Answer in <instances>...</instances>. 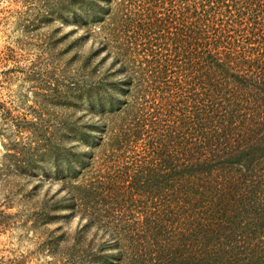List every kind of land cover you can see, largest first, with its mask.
<instances>
[{
  "label": "trees",
  "instance_id": "obj_1",
  "mask_svg": "<svg viewBox=\"0 0 264 264\" xmlns=\"http://www.w3.org/2000/svg\"><path fill=\"white\" fill-rule=\"evenodd\" d=\"M66 7L77 50L97 44L79 67L103 58L75 85L88 120L59 126L46 179L65 197L42 214L102 231L89 264H264V0Z\"/></svg>",
  "mask_w": 264,
  "mask_h": 264
},
{
  "label": "rangeland",
  "instance_id": "obj_2",
  "mask_svg": "<svg viewBox=\"0 0 264 264\" xmlns=\"http://www.w3.org/2000/svg\"><path fill=\"white\" fill-rule=\"evenodd\" d=\"M69 1L0 0V264H89L103 237L78 215L57 210L46 218L39 209L45 198L65 197L46 179L59 126L84 116L87 103L72 102L75 85L103 58L77 64L93 41L77 50L81 31L71 25Z\"/></svg>",
  "mask_w": 264,
  "mask_h": 264
}]
</instances>
